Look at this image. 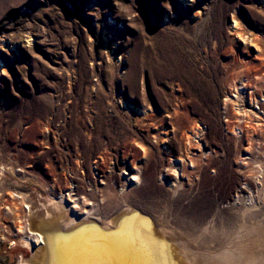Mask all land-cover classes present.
Masks as SVG:
<instances>
[{
  "label": "rangeland",
  "instance_id": "obj_1",
  "mask_svg": "<svg viewBox=\"0 0 264 264\" xmlns=\"http://www.w3.org/2000/svg\"><path fill=\"white\" fill-rule=\"evenodd\" d=\"M233 21L242 37L232 31ZM250 33L264 41V0H0V264H20L30 254L16 235L15 228L24 227L16 194L67 199L73 186L79 206L102 219L149 196L147 204L172 220L176 195L169 186L178 184L172 164L189 144L185 160L200 167V176H181L187 208L180 211L189 214L190 204L217 189L234 196L244 178L255 181L254 161L264 167V122L254 117L264 115L254 108L264 103V53L250 44ZM244 83L251 85V121L247 128L241 124L238 137L236 108L226 98L243 91ZM250 92L256 93L251 105ZM195 123L203 127L200 144L187 141ZM240 155L250 156L245 165ZM101 181L117 191L137 183L139 196L111 203ZM263 192L254 193L263 209L260 225ZM230 220L215 225V247L222 245L219 229L238 225ZM262 232L251 250L264 254Z\"/></svg>",
  "mask_w": 264,
  "mask_h": 264
},
{
  "label": "bare ground",
  "instance_id": "obj_2",
  "mask_svg": "<svg viewBox=\"0 0 264 264\" xmlns=\"http://www.w3.org/2000/svg\"><path fill=\"white\" fill-rule=\"evenodd\" d=\"M240 28L241 27L239 26V24H237V22L235 21L232 22V31H234L235 35L237 34L238 37L240 36L242 37L243 35ZM249 36L251 37L249 42L251 45L254 46V48H256L257 53L259 52L264 53V41L263 42L261 41L259 43L257 41L256 34L250 33ZM243 39L247 43V40L249 38L248 36L244 35ZM26 42L31 43V38L29 36L26 37ZM260 44L262 45L259 46ZM3 46H4V42L1 41L0 47H3ZM2 67L3 66L0 64V70H2ZM256 78L259 79V77H256ZM259 80L260 82L264 81L261 79ZM250 86L251 85L249 83H244L243 91L241 89V92L237 93V88H236L235 93L230 96V99L226 98V100L230 101V104H232V107L236 108L235 114H236L237 124L233 132H235L234 134L237 135L238 137H240L239 135L241 134L243 135L242 133L243 123L246 128L250 126L251 115L250 113H246L247 110H249L247 108L248 102H247L246 88H249ZM254 88H256V86ZM248 97H249L248 100H250V105L253 104V102L254 103L256 102L255 92L254 93L250 92ZM262 100H264V98ZM257 105L260 108H258ZM254 108L264 110V103L256 102V106ZM241 110H243V113L241 112ZM254 117L258 119L257 121L260 120L261 123L264 122V115H257L256 113H254ZM226 121L229 122V120H226ZM261 123L257 122V126L259 127L262 126ZM46 129L47 131L49 130L48 127H46ZM260 130H263V129L260 128ZM236 131L238 133H236ZM164 132L166 133V130ZM202 133H203V127L199 123H195V125H192L190 127V130L188 131V134H189V136L187 137L188 143H190L189 142L190 138L195 139V141L200 140ZM248 140L251 141L250 139ZM196 142L200 144L199 141H196ZM248 144H249L248 147L250 148L252 145L250 143ZM188 146L185 149L184 157L183 158L181 156L177 157L176 159L173 160V164H172L173 166H172L171 172L173 173L175 178L178 179V184H175L173 181V183L170 184L169 186L170 188H172L171 190L172 197H175L176 195V197L173 199V202L176 205V210H175L176 215L175 217L172 218V220H169L165 216L162 217L161 215H159L158 211L154 210V208L156 207L153 208L151 203L147 204L148 203L147 198L149 199L150 198L149 196L145 199L146 201L142 203L143 205H140L139 203L133 202L131 200H130L131 202H126L122 205L120 204L121 205L120 207H118L113 212L109 213L104 219H102L103 217L99 218L95 214L90 212L91 208L84 210L85 204L84 205L81 204L83 207L79 206L78 202L82 197L79 198L77 196L78 194L76 192L78 191L76 188H72L73 186H70L67 188L68 189L67 199L65 198L66 196L65 194L64 195L60 194L59 198H55L54 195L52 196L49 193V194L33 196L30 199H28L23 194L14 195L15 199L19 200L20 204H22L23 208L21 209H23L24 211V218H23L24 224L22 223L24 227H19L20 224L19 225L17 224L18 227L15 228L16 235L19 236L18 239L20 238V244L24 246L25 248H27L28 251L30 252L29 257L27 256L28 258L26 256L21 257L20 264H51L52 253H51V249L49 245V237L52 236L54 233L61 232V233L68 234V233L74 232L78 230L79 228L87 226V225H96L97 227H99L105 232L113 231L116 229L121 219H123L127 215H130L133 212H139L141 215L146 216L148 219L151 220L153 235L157 239L166 242V244L168 245V255H169V260L171 261V264H264V254L261 253L262 251L259 252L255 249L257 251L256 252V251L251 250V247L253 245H255L257 242L263 239L261 237L262 236L261 232L264 229L262 226L264 224L260 225L259 223L261 222L256 221V219L258 220L257 218L258 215L261 214L263 209L259 206L260 204L258 205L256 203V200H255L256 196L254 194L255 189L259 191L261 188L264 187V167L263 165L260 164L261 162L258 163L254 161V164L256 165L254 168L257 169L254 172L256 174V177L254 179L255 181H251V179L244 178L242 182L244 187L242 188L237 187L236 194L234 196H231L229 193H225L224 191L217 189L218 192L216 193L215 191H213L211 192L210 195L208 194L210 198L207 200L205 199L203 203L202 201L197 202L198 204L193 203L192 204L193 206H191L190 204V207H189L190 213L187 214V213H184L185 211L184 212L180 211V210H183L184 208H187V207H184L185 205L183 204V196H185L184 195L185 190L182 188V185L180 183L181 176L182 177L184 176L186 178V177H190V174L193 173L196 175V177H198L199 172H200V167L197 166L193 161L185 160L186 158H188L187 156L189 155V152H190ZM249 148H246L245 150L247 151ZM163 149L167 151V149L164 146H163ZM210 153H207V151L205 153V151H203L204 155L210 154ZM240 156H241V162H243V164L245 165L246 164L245 160H248L250 156L249 157L242 156V155ZM211 157L212 156H210V158ZM185 166L188 170L192 169L191 171H189L187 175H183L179 172V169ZM205 166H208V164H205ZM4 169L5 167L0 164V176L3 175L2 171H4ZM123 174L125 175L126 172L123 171ZM128 175L131 176L132 174H128ZM133 177L137 178L136 175H132V177H129L130 182L131 181L139 182L138 178L133 179ZM0 181H1V178H0ZM53 181H57V179L53 177ZM101 184L105 185L102 191H105V194L107 195V197L110 198L109 201H111L113 198L127 200L130 198V196L134 194L135 191L138 190L136 189L138 188L137 183L135 184L134 189H130L129 186H121L119 191L107 185L106 182L104 181H101ZM161 184L162 183H159L158 185H161ZM54 185L55 184L52 183V186H51L52 189L54 188ZM231 186L233 185L229 184L226 187L231 188ZM74 187H77V185ZM161 187L162 189H164L163 186ZM220 188H222V185H220ZM94 189L96 192L102 193V191L98 189L97 185H94ZM165 191L167 193V196L171 197L169 192H167V190ZM32 195H30V197ZM186 195H187V192H186ZM1 196L2 194L0 193V197ZM89 196L94 197L95 192H91ZM106 201H104V203ZM167 202L168 201H166V203ZM116 203H117V200H116ZM2 205L4 206V204ZM104 205H106V203ZM92 207H94L93 204H92ZM191 207L193 210L191 209ZM4 209L6 210V213L14 217V214H15L14 208L5 207ZM18 218L19 217H17V219ZM230 219L232 221L233 220L237 221L238 225H236L233 222L235 227L233 226L232 228L230 226L229 228H232L233 230L230 231L229 229V232L221 231L219 229V231L222 232L223 234L224 240L221 239L222 245H219L220 247H215L214 240L218 233L217 228H219V227L216 228L215 225H217L218 222L221 223V221L230 220ZM218 240H216V242ZM258 245H261V244H258Z\"/></svg>",
  "mask_w": 264,
  "mask_h": 264
},
{
  "label": "snow or ice",
  "instance_id": "obj_3",
  "mask_svg": "<svg viewBox=\"0 0 264 264\" xmlns=\"http://www.w3.org/2000/svg\"><path fill=\"white\" fill-rule=\"evenodd\" d=\"M49 245L51 264H171L168 245L153 235L151 220L139 212L125 216L113 231L87 225L54 233Z\"/></svg>",
  "mask_w": 264,
  "mask_h": 264
}]
</instances>
